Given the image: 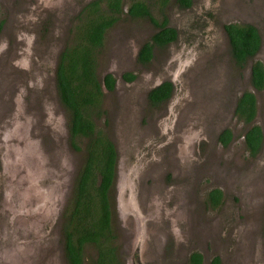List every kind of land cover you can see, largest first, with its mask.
Returning <instances> with one entry per match:
<instances>
[{"label": "rangeland", "instance_id": "obj_1", "mask_svg": "<svg viewBox=\"0 0 264 264\" xmlns=\"http://www.w3.org/2000/svg\"><path fill=\"white\" fill-rule=\"evenodd\" d=\"M90 1L93 0H0V264H65L62 225L71 208L76 174L85 161V142L75 140L73 145L68 141L70 114L55 94L54 77L41 80L43 87L47 80L53 91L41 94L46 89L36 88L35 68L47 63L52 73L55 71L59 53L72 43L74 27L82 17L80 12ZM130 2L123 0L124 12L105 32L102 48L96 54L99 77L106 69L127 70L133 64L128 57L155 29L149 21L127 16ZM212 10L214 18L209 16ZM151 11L159 22L156 9ZM166 15L170 25L178 29L180 43L157 52L142 73L158 72L172 51L186 50L184 38L198 42L194 69L203 66L214 70L226 63L230 87L217 83L213 75L205 82L196 81L189 70L185 93L199 112L189 109L186 114L204 135H215L225 126L235 139L227 149L206 145V151L200 145L202 157L195 170L169 163L166 180L158 181L166 189L162 202L156 203L160 215L153 221L160 230H156L150 244V257H156L154 264H188L189 256L198 252L203 257L202 264H210L215 256L222 259V264H264V146L256 160L243 146V135L252 125L260 128L264 145V88L254 91L249 83L251 64L257 60L264 66V0H194L193 9L188 11L177 10L170 1ZM203 20L210 28L207 39ZM194 23L202 34L197 32V38L192 35ZM230 23L251 24L261 36L258 54L241 69L240 77L232 67L228 42L221 30ZM203 84L211 88L212 99L203 94L207 90L197 88ZM33 87L36 95L30 98ZM241 91L255 96L252 124L245 125L231 116V97ZM141 94L140 89L135 98H141ZM139 102L141 99L133 107L139 108ZM136 115L137 119L134 116L126 123L141 130L142 112L138 110ZM97 119L95 127L108 133L104 120ZM106 120L122 144L127 131L120 118H111L108 113ZM172 150L168 144L167 153ZM190 155L188 151V159ZM175 172L182 174L183 180L174 178ZM213 188L222 189L224 198L218 207L211 208L205 199ZM115 227L113 222L116 232ZM47 230L51 231L47 234ZM119 231L118 248L122 255L128 254L126 264H136L131 256L129 231L121 227ZM95 257L94 249L86 247L85 264H92Z\"/></svg>", "mask_w": 264, "mask_h": 264}, {"label": "flooded vegetation", "instance_id": "obj_2", "mask_svg": "<svg viewBox=\"0 0 264 264\" xmlns=\"http://www.w3.org/2000/svg\"><path fill=\"white\" fill-rule=\"evenodd\" d=\"M170 1L173 2L177 10L188 11L190 9H193L194 0H190L189 6L184 8L179 7L176 0H168V2L164 5L165 7L163 8L166 17V8ZM213 13L214 12L212 10V12H210L209 14V16H211L212 18H214ZM127 16L129 17V15ZM160 19L162 20V18ZM144 20L148 21L147 19ZM161 20H159V22ZM205 22L206 21L203 20V23L207 30L203 31V35L204 39H207L208 29L210 30V28L208 27V25L205 24ZM193 26H195V30L192 31L193 37L197 38L198 33L199 35H202L198 31L197 23H194ZM224 26H222L221 30L224 32L229 46L228 36L224 30ZM166 27L174 30V39L161 47L153 45L151 48L152 57L149 60L141 61L139 54L143 45H152L151 36L157 31L155 27V29H153V31L151 32L149 39L139 45L136 49H134L132 52L133 54L131 53V55L128 57L129 60L133 62V64H130L127 70H125L126 68L118 71L117 68L106 69L107 71H105V74L103 76L100 75L99 77L96 65V75L101 87L102 95L101 98H97V106L95 111L99 114L98 119L101 118V120H104V125H106V127L109 129V132L106 133L105 131H102L97 128L96 129L97 131H100L103 135H105L106 138L110 141V144L112 145V148L115 153L113 178L108 192V199L110 211V228L112 230V235L114 236L112 242L113 245L116 246V257L119 259V262L121 264H126L125 255L128 256V254L124 253L122 255V251H120V248H118V233L120 232V227L121 230L126 229L129 231V240L132 244V248L130 250L132 251L131 256H133L134 260L136 261V264H154L153 262L156 260L155 256L150 257V253H152V250L150 249V244H153L154 235L155 233H157L156 230H160L157 226L158 224L154 222L157 218H159L158 216L160 215V210L156 203L159 201L162 202V198L164 197V192L166 189V186L159 185L158 181L166 180V171L169 163L170 165H175L179 168H183L184 166H190L193 170H195L199 166L202 157V155L200 154V150L202 149V147L200 145L205 146L204 148L206 151V145H208V147L210 146L211 148L214 145L215 147L219 146V148L221 149H227L235 139V135L232 134L229 128H224L225 126H223V128L217 131L215 135H210V132L204 135V132L198 126H195L194 121L190 120V117L186 114V111H188L189 109L191 110V112L194 113L199 112L198 110H195L196 105L193 104L192 98H187V94L185 93V76H189V70L192 71V74L195 76L196 81L199 80L205 82L209 79L210 76L213 75V77L216 76L217 83H220L221 85L225 86L226 89L230 87L227 84L228 64L225 63L222 68L215 67L214 70L204 69L203 66H200V69H194L193 64H195V62L197 61L199 54L196 50L198 48V42L192 41L190 40V38H184L183 45L185 47L183 45L181 46L184 47V49L186 50H181L177 52L172 51L170 53V59L166 60L165 65L162 66L158 72L153 73L152 71H150V73H142L141 69L150 65L151 62H153L155 54L157 52H164L167 51L168 48L171 49L172 47L175 48L176 45L180 43V33L176 27H172L170 25L168 17ZM259 37L260 49L262 46L260 34ZM259 49L254 54V57L252 59L247 60L242 65H238L235 61H233L232 67L236 68L239 77L241 76V69H244V66L247 64V62L254 60V58L259 52ZM228 52L229 55H231L230 46ZM203 56L205 55L202 54V57ZM207 58L208 57H206L205 59ZM57 65L55 67V71L52 73L51 67L47 65V63L43 65L42 63L37 64V67L35 69L36 71L41 72V75L36 72V82L38 84L36 88L46 89L42 91L41 94L50 93L49 89L52 91V87L48 86L47 80L45 81L44 87L41 84V80H45L46 77L50 80L52 79L51 77H54L55 83L53 82V84L56 87ZM251 66L249 69V83L254 91H260L255 89L251 84ZM105 76L110 77V79L108 80L107 88L103 82ZM25 78H27V76H25ZM195 78L193 79L195 80ZM164 83L170 84V91L168 97L164 98L162 93L158 98H150V94ZM197 88L207 90L203 94L207 98H213L212 93L210 91L211 88L209 86L204 85L199 86ZM140 89L142 92L141 98H135L136 94L139 95ZM34 90H36L35 87L30 90V98H35L36 94ZM124 90H126V93L124 92ZM56 92L57 87L55 90V94ZM244 93H251L255 98L253 92L247 91H241L236 96L231 97L234 98L232 102L231 116L237 118L236 111L239 104V98H241ZM112 94H114L116 98H103L104 95L109 96ZM179 98L184 99L179 100ZM138 99H141L142 102H139L140 107H136V109L133 106H135V104L138 105ZM222 102L226 103L224 101ZM175 107L176 109L174 110ZM138 110L142 112V116L139 121V127L141 128V130L134 127L135 125H129L126 123L127 121L131 120L134 116H136L134 118L137 119L136 111ZM108 113H110L111 118H120V122L125 126V128L123 129L127 131V137L124 138L122 144L117 138V132L114 130V128L110 129V127L108 126L109 123H107L106 120ZM182 114H185L186 116L183 117ZM150 120L152 122H150ZM95 123L96 120H94V124ZM152 123L154 124V128H152ZM115 127L117 126L115 125ZM174 127L175 132H173ZM114 131L116 135H114ZM260 133L261 142L258 150H256L254 154L249 152L245 140V134L243 135L244 150L248 152L250 158H254L253 160H256L258 158V156L260 155V150H262V147L264 146L263 133L261 132V130ZM110 134L112 135L110 136ZM78 140H84L86 151V139L80 137ZM68 141L71 143L69 136V127ZM168 144H171L173 146V153L171 154L167 153ZM178 151H180V153L179 155H176ZM188 151H191L189 159L187 158ZM174 178L183 180V175L175 172ZM215 190L219 191L220 193V197L217 203L215 196L212 197V194ZM206 195L207 196L205 201H207L208 206L214 208L218 207L221 204L224 198V191L220 188H213L207 191ZM147 196L148 198H146ZM113 222L116 224V232L113 228ZM117 225H119V227H117ZM51 230H47L46 233L48 234ZM62 241V253L64 256V263L69 264L65 257L64 239ZM201 258L203 263L202 255ZM213 258L211 259L210 264ZM217 258L219 259V264H222V259L219 257ZM82 264H85V254L83 256Z\"/></svg>", "mask_w": 264, "mask_h": 264}, {"label": "trees", "instance_id": "obj_3", "mask_svg": "<svg viewBox=\"0 0 264 264\" xmlns=\"http://www.w3.org/2000/svg\"><path fill=\"white\" fill-rule=\"evenodd\" d=\"M168 0H131L126 14L131 19H147L157 31L151 36V44L141 48V61L152 57L153 45L163 46L175 37L173 29L167 28L164 5ZM179 7H188L190 0H176ZM123 0H93L81 10L73 32V41L60 53L56 68V87L59 101L67 109L69 117V136L74 145L80 137L86 139V157L78 172L73 188L70 211L63 226L65 257L69 264H82L86 247H92L96 257L93 264H121L116 257V246L112 245L114 236L110 228L108 192L113 178L115 153L110 141L97 131L94 119L99 117L95 111L97 98H101V87L96 75V54L102 48L105 32L116 23L123 11ZM156 9L162 20L158 22L152 15ZM228 36L231 57L238 65L254 57L260 46L256 28L249 24H228L224 26ZM110 77L103 82L107 88ZM252 86L264 88V67L255 61L251 66ZM170 84L164 83L155 89L150 98H158L162 93L168 97ZM237 119L251 124L256 114L255 98L244 93L239 98ZM249 152L254 154L261 142L260 129L256 125L245 133ZM220 193L215 190L218 202ZM188 264H202L201 255L194 252ZM211 264H219L217 257Z\"/></svg>", "mask_w": 264, "mask_h": 264}]
</instances>
